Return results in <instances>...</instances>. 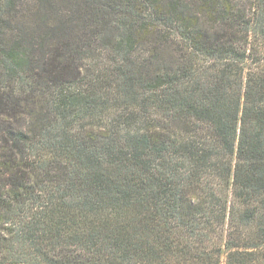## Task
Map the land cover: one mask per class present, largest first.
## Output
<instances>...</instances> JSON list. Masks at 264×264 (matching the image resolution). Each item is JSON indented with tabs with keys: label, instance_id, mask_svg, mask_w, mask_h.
<instances>
[{
	"label": "trees",
	"instance_id": "obj_1",
	"mask_svg": "<svg viewBox=\"0 0 264 264\" xmlns=\"http://www.w3.org/2000/svg\"><path fill=\"white\" fill-rule=\"evenodd\" d=\"M0 264H264V0H0Z\"/></svg>",
	"mask_w": 264,
	"mask_h": 264
}]
</instances>
